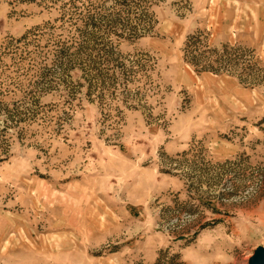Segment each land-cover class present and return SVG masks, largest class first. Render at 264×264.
I'll return each mask as SVG.
<instances>
[{
  "label": "rangeland",
  "instance_id": "374dc122",
  "mask_svg": "<svg viewBox=\"0 0 264 264\" xmlns=\"http://www.w3.org/2000/svg\"><path fill=\"white\" fill-rule=\"evenodd\" d=\"M63 1L0 0V264H248L264 0Z\"/></svg>",
  "mask_w": 264,
  "mask_h": 264
},
{
  "label": "trees",
  "instance_id": "16d2710c",
  "mask_svg": "<svg viewBox=\"0 0 264 264\" xmlns=\"http://www.w3.org/2000/svg\"><path fill=\"white\" fill-rule=\"evenodd\" d=\"M67 4H70V5H72L73 4V0H66V1H63V3L62 4H60V7L62 8V13H61V20H62V18H64V17H66V11H69V9H67ZM78 20H75V22H74V25H75V28L77 29V30H79V32H80V35L81 36H84L85 37V40L86 41H89L90 40V38L89 37H91V34H93V32L90 30V31H87V30H83V29H79L82 25H91V26H93V23L90 21V22H84V23H78V21H81L80 19L81 18H77ZM93 27H95V26H93ZM34 34H38V32L37 33H34ZM24 38V35L22 36V37H20V38H18V39H16V40H18V41H20V40H22ZM198 40V38H197V36H194V35H190L189 37H188V39H187V43H186V48L188 49L190 46H191V44L193 43V42H195V41H197ZM108 43V42H107ZM80 44V46L82 47L83 46V44L82 43H79ZM16 47H18V46H16ZM84 47V46H83ZM105 50V49H104ZM110 50V48L109 49H106V51L105 52H107V51H109ZM193 55V54H192ZM87 56H90V54H87ZM107 59V58H106ZM91 60V59H90ZM64 60H62V63H64L63 62ZM69 60H65V62H66V64H67V62H68ZM92 61V60H91ZM189 62H191V63H193V64H197L198 63V60H196V57L195 56H191V58L188 60ZM6 151V149H1L0 150V153H3V152H5Z\"/></svg>",
  "mask_w": 264,
  "mask_h": 264
},
{
  "label": "water",
  "instance_id": "95a60500",
  "mask_svg": "<svg viewBox=\"0 0 264 264\" xmlns=\"http://www.w3.org/2000/svg\"><path fill=\"white\" fill-rule=\"evenodd\" d=\"M248 264H264V246H258L254 249L248 259Z\"/></svg>",
  "mask_w": 264,
  "mask_h": 264
}]
</instances>
